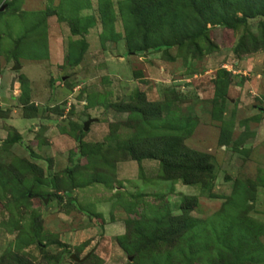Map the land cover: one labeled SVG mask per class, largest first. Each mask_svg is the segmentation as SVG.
I'll use <instances>...</instances> for the list:
<instances>
[{"label":"rangeland","instance_id":"obj_1","mask_svg":"<svg viewBox=\"0 0 264 264\" xmlns=\"http://www.w3.org/2000/svg\"><path fill=\"white\" fill-rule=\"evenodd\" d=\"M255 4L233 25L205 6L192 41L130 52L143 33L107 29L98 0H0V264H264ZM182 148L210 158L204 184L168 178L160 151Z\"/></svg>","mask_w":264,"mask_h":264},{"label":"trees","instance_id":"obj_2","mask_svg":"<svg viewBox=\"0 0 264 264\" xmlns=\"http://www.w3.org/2000/svg\"><path fill=\"white\" fill-rule=\"evenodd\" d=\"M206 1L207 0H127L125 3H119L115 11L110 0H98L97 12L101 19L100 22L102 21L105 27L108 24L107 29L110 28V31L113 30L112 23H114L118 15L123 21L125 33H128L129 23L133 26L130 30H136L137 34H139V31L143 33L140 43H128L130 52H133L139 47L141 48L139 50L142 51V49L149 50L150 48H167L174 44L180 45L183 40L192 41L196 35H198V28L201 29V27L205 25L202 19L205 18L203 8L208 6ZM214 1L217 3L216 8L220 9L214 11L209 4L208 10L210 14L217 16L218 21L230 25L245 23L246 19L251 17V12L255 13L252 11L253 5L257 3V0H236L234 3V10H241L243 15L242 18L238 20H231L230 16L228 17L226 13L227 2L225 0ZM127 4L128 9L129 7L133 9L129 13L124 11V6ZM258 6L259 11L255 15L264 16V0H258ZM190 11L193 13L194 17ZM194 24H196L197 27L194 26ZM190 25H192L191 28H189ZM69 26L71 33L75 34L74 28L70 24ZM130 152L135 161L147 158L141 157L142 155L135 150H130ZM170 155L173 157L170 163H167L166 160L168 152L164 150L160 151V158H158L163 165H167L171 168L170 172L172 174L168 177L169 179H172V177L175 180L180 179L185 185L197 182L204 184L205 178L207 179L211 175L212 167L210 158L207 155L192 151L189 152L185 148L173 151ZM187 220L189 219L186 216L176 219V222L173 220L174 222L172 223L176 224L172 225V227L169 225L165 228L163 233H159L160 237L163 235L164 237L175 236L180 239L181 236H184L188 229L191 228ZM143 232L144 229L139 230L137 228L136 233L146 238Z\"/></svg>","mask_w":264,"mask_h":264},{"label":"water","instance_id":"obj_3","mask_svg":"<svg viewBox=\"0 0 264 264\" xmlns=\"http://www.w3.org/2000/svg\"><path fill=\"white\" fill-rule=\"evenodd\" d=\"M19 68H20V67H19L17 64H14V66H13V71L19 70ZM12 83H13V81H12ZM12 83H11V89L13 88V87H12ZM260 111H262V112L264 113V108H263V109H260ZM92 121H93V120L90 119V120H88L87 122H85V123L83 124V131L86 132V131L88 130V126L91 124ZM47 201H48L47 198L43 199L44 204H46ZM71 259L74 260V261H81V260H78L74 255L71 256Z\"/></svg>","mask_w":264,"mask_h":264},{"label":"crops","instance_id":"obj_4","mask_svg":"<svg viewBox=\"0 0 264 264\" xmlns=\"http://www.w3.org/2000/svg\"><path fill=\"white\" fill-rule=\"evenodd\" d=\"M14 66V65H13ZM19 66V65H18ZM20 67V66H19ZM20 69V68H19ZM12 70H13V67H12Z\"/></svg>","mask_w":264,"mask_h":264}]
</instances>
